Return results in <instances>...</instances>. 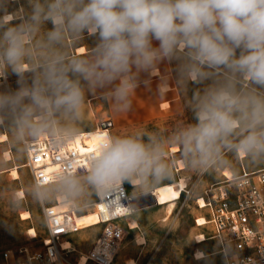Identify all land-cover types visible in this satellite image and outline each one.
I'll list each match as a JSON object with an SVG mask.
<instances>
[{
  "label": "clouds",
  "instance_id": "9594fccd",
  "mask_svg": "<svg viewBox=\"0 0 264 264\" xmlns=\"http://www.w3.org/2000/svg\"><path fill=\"white\" fill-rule=\"evenodd\" d=\"M12 2L0 0V78L10 71L18 86L0 92V126L7 121L20 158L36 153L42 138L54 153L77 140L89 93L104 94L117 113L128 111L142 75L162 62L176 63V82L186 91L203 85L186 104L195 123L167 137L107 135L86 168L64 161L35 179L28 188L35 202L59 200L79 211L125 182L155 187L173 176L169 148L200 174L229 165L225 151L264 160V0H26L9 12ZM85 33L98 37L95 47L86 56L69 53L67 39ZM10 202L18 206V194ZM195 258L206 259L200 251ZM56 261L50 253V264Z\"/></svg>",
  "mask_w": 264,
  "mask_h": 264
},
{
  "label": "rangeland",
  "instance_id": "374dc122",
  "mask_svg": "<svg viewBox=\"0 0 264 264\" xmlns=\"http://www.w3.org/2000/svg\"><path fill=\"white\" fill-rule=\"evenodd\" d=\"M20 4L26 5V0L10 3L8 7L9 12L14 11ZM47 27L51 28V24H48ZM82 39H85L87 46L90 48L95 47L98 42L97 36L87 33L84 34ZM80 42L79 40L75 41V44ZM72 44L74 46L73 42ZM66 45L71 51L72 45L68 41H66ZM34 55L39 57L42 55V52L37 49ZM28 70L26 69L25 71ZM26 74H30V71L26 72ZM8 75L11 88L8 89L5 86H0V92L14 91V88L18 86L17 76L10 71ZM201 87L197 85L193 87V84H190L186 91L181 86L183 108L180 112L134 127H113L110 130V135L123 136L138 130H144L148 132L156 131L162 136L167 137L178 127L187 123H195L194 114L190 109L186 108V104L192 92ZM87 104L89 118L83 116L80 121L79 127L81 133L95 130L100 122L110 118L104 101H101L97 108L88 102ZM3 138H7V140L2 141ZM176 149L179 151L178 148ZM8 152L11 154L10 160L6 155ZM170 152L175 153L173 148H169V158L176 159L171 179L165 180L155 187H137L136 189L130 183L125 182L128 192L131 196L139 195L160 185L176 182L183 177L187 182L185 189L187 193L184 192L182 198L176 202L172 214L167 219V206L159 205L134 212L130 217L125 218L122 224L126 229V236L121 250L112 264L133 263L130 257L133 258L135 256L139 259L138 264H222L219 256H211L200 260H196L195 258L197 251L209 252L214 248L213 243L210 241L199 244L196 241V237L199 234L206 232V228L198 227L196 224V220H199L204 212L198 209L196 200L212 183L223 179V170L232 168L236 173H239L241 170L240 163L231 152L225 151V159L230 161L229 165L213 168L204 174H200L186 167L181 169L182 166L180 164L182 163L179 161V152L172 155ZM178 161L180 168L176 166ZM247 162L251 163L252 166H264V160L251 161L247 159ZM26 163L27 157L20 158L15 146L11 142V133L8 131L6 121L5 125L0 126V252L4 249H16L21 246H27L31 249H41L43 248V240L48 236L43 207L28 194L29 185L33 183V177ZM16 168H18V176L14 174ZM246 168L248 169V166ZM177 169H181L180 172H176ZM14 193L18 194V206H14L10 202ZM93 199L96 202L95 196ZM56 203L57 201L47 203L46 205L54 207ZM94 210V206H91L83 208L78 212L80 216L91 215L94 224H97V212ZM26 212H29L31 216H25ZM135 220H137L138 228L132 227V223ZM32 229L36 231L35 237L31 234ZM101 229L102 225L84 227L82 230L84 233L73 235V237L77 236V239H75L74 245L71 246L72 249L76 248V250L68 254L71 264H78L79 262L83 264V258L87 259L86 256L93 247L94 240ZM85 264L95 263L86 261Z\"/></svg>",
  "mask_w": 264,
  "mask_h": 264
},
{
  "label": "built area",
  "instance_id": "2783aa9c",
  "mask_svg": "<svg viewBox=\"0 0 264 264\" xmlns=\"http://www.w3.org/2000/svg\"><path fill=\"white\" fill-rule=\"evenodd\" d=\"M0 86L11 88L7 73L0 78ZM110 130L113 122L109 118L98 124L96 129ZM90 134H81L77 140L68 144L60 152H52L42 138L38 151L27 157L26 166L35 179L43 180L58 171L64 161H75L78 168L84 169L88 157L98 149ZM232 172L223 179L212 183L196 202L199 210L204 211V222L198 227L206 228L205 242L213 243V250L205 252L206 258L219 256L222 264H264V169L240 174ZM179 170L177 169L176 172ZM131 194L126 184L120 191L112 193L105 201L96 197L94 209L98 203L104 206L99 212V224L102 229L87 254V260L95 264H112L122 247L126 229L122 221L134 211L131 206ZM203 204H200V201ZM48 236L43 240V248L31 249L21 246L16 249H4L0 252V264H50V253L57 257L56 264H71L68 254L72 248L64 249L63 242L83 230L77 222V210L69 209L58 213L53 206L42 205ZM224 251L225 258L221 254Z\"/></svg>",
  "mask_w": 264,
  "mask_h": 264
},
{
  "label": "crops",
  "instance_id": "0c3cea01",
  "mask_svg": "<svg viewBox=\"0 0 264 264\" xmlns=\"http://www.w3.org/2000/svg\"><path fill=\"white\" fill-rule=\"evenodd\" d=\"M80 40L82 41L80 42ZM80 40H79L80 43L75 44L73 39L69 37L67 41L72 45V50L70 51L69 47H67V51L71 54L86 56L90 52V47L87 46L85 39H80ZM72 42L74 43V46ZM153 44L154 46L158 45V42L153 41ZM79 48L83 49V52H79L78 50ZM175 68H176L175 62L169 63L165 61L159 64L157 69L154 70L149 77L142 75V79H146L145 84H141V86L134 92L132 96L131 108L125 112H119V113L115 112L113 110L111 101L105 100L103 98L104 94H100L99 92H97L96 94H91V93L87 94V99L84 105L83 116L85 118H89L87 102L90 105H94L97 108L99 107L101 101L105 102L106 111L108 112L109 117L113 122V127L115 128L134 127L142 123H147L159 119L163 116L172 115L180 112L181 109L183 108L182 98H181L182 91H181V86L177 84L175 79ZM194 86L195 85H193V87ZM197 86L201 87L202 85H197ZM16 88L17 87H15L14 89ZM177 152L175 153L170 152V154L171 155L176 154ZM238 161L240 163V168H241L239 173H236L232 168H229L232 169L233 172H235L236 174H240L242 169H245L247 172H254L264 169V166H259V165L252 166L251 163L247 162V158H239ZM176 166L177 168H180L179 161ZM246 166H248L249 170L246 168ZM178 170H179L178 172H180L181 169ZM153 189L154 188H152L151 190ZM79 233H84V231L81 230L80 232L74 235H77ZM75 239H77V236L73 237V235L68 238V241H70L71 246L74 245ZM73 250H76V248H74ZM130 259L133 261V263L130 264L139 263V259H137L136 256L133 258L130 257Z\"/></svg>",
  "mask_w": 264,
  "mask_h": 264
},
{
  "label": "bare ground",
  "instance_id": "6f19581e",
  "mask_svg": "<svg viewBox=\"0 0 264 264\" xmlns=\"http://www.w3.org/2000/svg\"><path fill=\"white\" fill-rule=\"evenodd\" d=\"M79 52H83V49H79ZM81 134H90V137H92L93 141L97 144H99L102 139H104L107 135H109L107 130H103L100 128L95 129V130L90 131V132L80 133V136H81ZM6 140H7V138L2 139V141H6ZM173 151L175 152V151H177V149L173 148ZM6 155H7L8 159L10 160L11 154L8 152ZM180 165L182 166L181 169H184V167H185L184 164L182 163ZM224 171H225V174L227 176L232 175L231 170L225 169ZM14 174L16 176L19 175L18 168H16L14 170ZM186 186H187L186 179L181 177V179L176 181V182L169 183V184H163V185H160V186L153 189V192H154L155 197H156L157 205L167 206V208H168L166 219L172 214V212L175 208L176 202L182 198L183 193L184 192L187 193V191H185ZM22 194H24V192H22ZM200 204H203L202 200L200 201ZM54 209L58 213H64V212H67L70 209V207L63 205L59 200H57L56 205H54ZM100 210L103 211L104 206L102 204L98 203V209L94 210L97 212V220H98L97 224H94L93 218L89 214L82 215V216L77 215L76 220L83 227V229H84V227L88 228V227L98 225L99 219H100V216H99ZM25 216L30 217L31 214L29 212H26ZM203 222H204L203 218H200L198 220L199 225H201ZM132 227L133 228L138 227V223L136 222V220L132 223ZM31 234H32V236L35 237L36 231L34 229H32ZM205 240H206V237L203 234H199L196 237L197 243H202ZM63 248L64 249L71 248L70 241L63 242ZM199 251L205 254L204 251H202V250H199ZM205 257H206V254H205ZM86 261L88 262V260L86 258H83V264H85ZM78 264H81V262H79Z\"/></svg>",
  "mask_w": 264,
  "mask_h": 264
},
{
  "label": "water",
  "instance_id": "95a60500",
  "mask_svg": "<svg viewBox=\"0 0 264 264\" xmlns=\"http://www.w3.org/2000/svg\"><path fill=\"white\" fill-rule=\"evenodd\" d=\"M156 197L153 190L131 197V206L134 212L156 206Z\"/></svg>",
  "mask_w": 264,
  "mask_h": 264
}]
</instances>
